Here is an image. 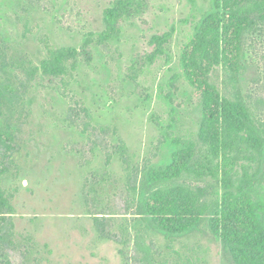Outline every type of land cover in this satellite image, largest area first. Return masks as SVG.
<instances>
[{
	"label": "rangeland",
	"instance_id": "1",
	"mask_svg": "<svg viewBox=\"0 0 264 264\" xmlns=\"http://www.w3.org/2000/svg\"><path fill=\"white\" fill-rule=\"evenodd\" d=\"M210 9L211 0H0L1 186L12 209L0 264H233L206 223L166 238L137 211L145 168L168 156L165 134L201 145V100L180 56ZM106 12L112 35L99 42ZM50 48L77 50L68 74L41 72ZM236 67L212 65L209 81L264 127V21L243 34ZM250 159L234 178L245 166L264 199L262 161ZM184 180L221 191L210 177Z\"/></svg>",
	"mask_w": 264,
	"mask_h": 264
},
{
	"label": "trees",
	"instance_id": "2",
	"mask_svg": "<svg viewBox=\"0 0 264 264\" xmlns=\"http://www.w3.org/2000/svg\"><path fill=\"white\" fill-rule=\"evenodd\" d=\"M104 20L106 30L95 36L99 42L112 35L113 15L106 12ZM262 21L264 0H211L210 11L180 56L183 77L201 100V145L166 133L168 156L145 168L137 203L138 215L147 226L166 238L196 231L206 223L233 264H264V199L256 187V174L244 166L241 177L234 178L235 165L251 162L254 154L264 168V127L257 125L240 96L226 98L220 94L209 81V70L214 64L229 62L236 72L243 34ZM77 55L73 48H50L39 69L45 75H66V64L74 62ZM3 98L0 89V107ZM7 139L8 134L0 130V143L6 148ZM4 173L0 164V226L12 211L9 194L1 186ZM207 177L221 191L212 192L184 180ZM136 246L144 259L149 257L143 243Z\"/></svg>",
	"mask_w": 264,
	"mask_h": 264
}]
</instances>
